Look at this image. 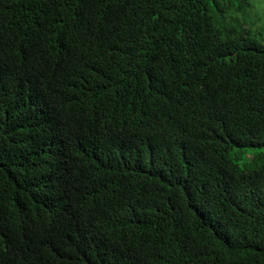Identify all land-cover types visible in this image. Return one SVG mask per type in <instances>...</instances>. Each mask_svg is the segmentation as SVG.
<instances>
[{"label":"trees","instance_id":"trees-1","mask_svg":"<svg viewBox=\"0 0 264 264\" xmlns=\"http://www.w3.org/2000/svg\"><path fill=\"white\" fill-rule=\"evenodd\" d=\"M248 5L0 0V264H264Z\"/></svg>","mask_w":264,"mask_h":264},{"label":"clouds","instance_id":"clouds-1","mask_svg":"<svg viewBox=\"0 0 264 264\" xmlns=\"http://www.w3.org/2000/svg\"><path fill=\"white\" fill-rule=\"evenodd\" d=\"M248 10L253 14V18L249 22L248 20L241 21L238 13L229 11L226 20H236L240 22L239 31H247L253 36H264V0H249Z\"/></svg>","mask_w":264,"mask_h":264},{"label":"rangeland","instance_id":"rangeland-1","mask_svg":"<svg viewBox=\"0 0 264 264\" xmlns=\"http://www.w3.org/2000/svg\"><path fill=\"white\" fill-rule=\"evenodd\" d=\"M250 15H251V19H252L253 18V14L250 13ZM257 36H258L259 39H263L264 38V36H260V35H257ZM261 150H264V147L247 148L246 150H243V151L236 149L233 152V154L240 157L237 161L241 164V166H244V162H249L251 157L254 154H256L259 151H261Z\"/></svg>","mask_w":264,"mask_h":264}]
</instances>
